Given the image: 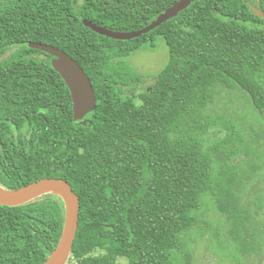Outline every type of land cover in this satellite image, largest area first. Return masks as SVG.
Here are the masks:
<instances>
[{
  "label": "trees",
  "instance_id": "1",
  "mask_svg": "<svg viewBox=\"0 0 264 264\" xmlns=\"http://www.w3.org/2000/svg\"><path fill=\"white\" fill-rule=\"evenodd\" d=\"M177 1L0 0V185L72 184L80 218L65 264H192L191 232L213 212L239 264L264 249V125L246 119L247 107L264 117V16L253 8L264 0H196L127 40L83 22L139 30ZM159 36L168 62L138 71L127 58ZM29 41L90 76L97 107L83 120L53 56ZM66 219L55 192L0 204V264H44Z\"/></svg>",
  "mask_w": 264,
  "mask_h": 264
},
{
  "label": "water",
  "instance_id": "2",
  "mask_svg": "<svg viewBox=\"0 0 264 264\" xmlns=\"http://www.w3.org/2000/svg\"><path fill=\"white\" fill-rule=\"evenodd\" d=\"M194 1L196 0H178L154 19L151 24L134 31L114 30L88 18H83V22L86 26L101 35L120 40L133 39L157 28L178 15L179 12L188 8ZM255 11L264 16L263 10L255 8ZM28 45L31 48L39 49L53 56L51 60L53 67L61 74L71 91L75 121L83 120L96 109L97 97L92 80L74 57L52 44L29 41ZM0 189V204L10 206L20 205L49 192H55L64 198L67 207L65 229L57 247L44 264H65L71 255L80 218V198L72 184L66 179L48 177L17 189H8L1 185Z\"/></svg>",
  "mask_w": 264,
  "mask_h": 264
},
{
  "label": "rangeland",
  "instance_id": "3",
  "mask_svg": "<svg viewBox=\"0 0 264 264\" xmlns=\"http://www.w3.org/2000/svg\"><path fill=\"white\" fill-rule=\"evenodd\" d=\"M168 60L169 46L162 36L156 38L153 48L147 45L127 58V61L135 66L138 71L151 74H157L166 65ZM150 83L151 80L149 79L146 81L145 85H149ZM238 104H240V108H242L243 105H241V102ZM244 109L242 108V110ZM247 109H249L246 116L247 121L257 130H260V127L264 125V117L257 120L252 109L249 107H247ZM262 175L261 180L264 179V171ZM218 218L217 214L213 212L209 218L207 217L204 220L203 217V222L192 230V235L197 231L192 249V264H239L236 259L237 254L235 249L226 238L228 232L223 224L225 234L224 232L218 233L219 230H222L220 224H218ZM196 229H199L200 232ZM177 259L179 264H188L181 256ZM120 262L122 264H127L125 259H121ZM243 262H245V264H264V249L259 254L244 257Z\"/></svg>",
  "mask_w": 264,
  "mask_h": 264
},
{
  "label": "flooded vegetation",
  "instance_id": "4",
  "mask_svg": "<svg viewBox=\"0 0 264 264\" xmlns=\"http://www.w3.org/2000/svg\"><path fill=\"white\" fill-rule=\"evenodd\" d=\"M253 8L255 9V8H258V7H257V5H254V4H253ZM259 9H260V8H259Z\"/></svg>",
  "mask_w": 264,
  "mask_h": 264
},
{
  "label": "bare ground",
  "instance_id": "5",
  "mask_svg": "<svg viewBox=\"0 0 264 264\" xmlns=\"http://www.w3.org/2000/svg\"><path fill=\"white\" fill-rule=\"evenodd\" d=\"M0 191H1V189H0Z\"/></svg>",
  "mask_w": 264,
  "mask_h": 264
}]
</instances>
